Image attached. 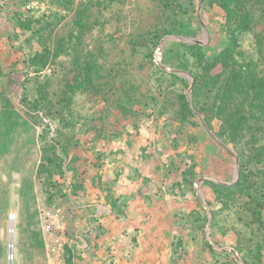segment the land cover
I'll list each match as a JSON object with an SVG mask.
<instances>
[{"label": "rangeland", "instance_id": "rangeland-1", "mask_svg": "<svg viewBox=\"0 0 264 264\" xmlns=\"http://www.w3.org/2000/svg\"><path fill=\"white\" fill-rule=\"evenodd\" d=\"M245 1L0 0V264H49L41 214L70 235L73 203L175 217L166 264H264V128L223 122L231 67L264 79Z\"/></svg>", "mask_w": 264, "mask_h": 264}, {"label": "crops", "instance_id": "crops-1", "mask_svg": "<svg viewBox=\"0 0 264 264\" xmlns=\"http://www.w3.org/2000/svg\"><path fill=\"white\" fill-rule=\"evenodd\" d=\"M73 205L63 210L69 234L80 233L74 248L81 264H166L176 236L171 227L175 217L148 216L147 203L124 204L129 214L123 216L111 215L107 203Z\"/></svg>", "mask_w": 264, "mask_h": 264}, {"label": "trees", "instance_id": "trees-1", "mask_svg": "<svg viewBox=\"0 0 264 264\" xmlns=\"http://www.w3.org/2000/svg\"><path fill=\"white\" fill-rule=\"evenodd\" d=\"M237 6H242L244 1L236 0ZM246 2V1H245ZM227 11L231 10L230 5L224 6ZM246 15L243 18L246 24H249L245 19ZM248 28V27H246ZM180 33V32H179ZM226 66H229L228 64ZM217 70V65H205L202 68L203 73ZM212 72V73H213ZM250 72V74H248ZM215 73V72H214ZM232 78L230 84L226 86L229 93L232 94V102L228 106L232 107V110L226 108L225 105V117H223V122L225 123V129L227 128L232 137H249L257 138L259 136L258 132H261L264 128V79H257V76L252 75L251 71L243 68L240 65L231 67V76ZM198 87L205 86L206 83L202 82L203 76L199 77ZM19 80V79H17ZM236 97H234V95ZM239 96V97H237ZM252 151L260 154L264 152V146L258 147L257 141L252 143Z\"/></svg>", "mask_w": 264, "mask_h": 264}, {"label": "built area", "instance_id": "built-area-1", "mask_svg": "<svg viewBox=\"0 0 264 264\" xmlns=\"http://www.w3.org/2000/svg\"><path fill=\"white\" fill-rule=\"evenodd\" d=\"M13 218L11 216V219ZM41 220L43 230L50 242L47 253L48 263L81 264L77 251L74 248L76 239L80 238V233H77L75 236L68 235L63 214L54 209L44 210L41 214Z\"/></svg>", "mask_w": 264, "mask_h": 264}, {"label": "water", "instance_id": "water-1", "mask_svg": "<svg viewBox=\"0 0 264 264\" xmlns=\"http://www.w3.org/2000/svg\"><path fill=\"white\" fill-rule=\"evenodd\" d=\"M12 242H13V240H11ZM11 248H13V243H12V245H11ZM11 252H13V249L11 250Z\"/></svg>", "mask_w": 264, "mask_h": 264}]
</instances>
